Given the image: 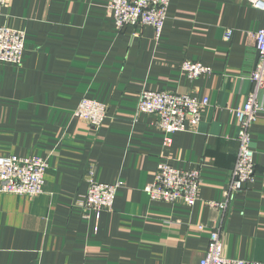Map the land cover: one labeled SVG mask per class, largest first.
I'll return each instance as SVG.
<instances>
[{
    "label": "crops",
    "instance_id": "1",
    "mask_svg": "<svg viewBox=\"0 0 264 264\" xmlns=\"http://www.w3.org/2000/svg\"><path fill=\"white\" fill-rule=\"evenodd\" d=\"M110 2L10 0L0 16V27L26 32L23 64H0V157L49 160L42 195L0 192V264H200L214 230L227 258L264 264V92L251 130L255 180L226 211L209 205L224 201L236 163L233 112L253 90L264 10L251 0H171L158 38L149 26L117 29ZM185 61L213 73L190 81ZM144 90L201 93L210 105L164 149L156 119L137 113ZM84 98L107 107L99 129L74 116ZM164 159L201 171L193 207L145 192ZM91 168L97 182L122 184L100 218L80 206Z\"/></svg>",
    "mask_w": 264,
    "mask_h": 264
},
{
    "label": "built area",
    "instance_id": "2",
    "mask_svg": "<svg viewBox=\"0 0 264 264\" xmlns=\"http://www.w3.org/2000/svg\"><path fill=\"white\" fill-rule=\"evenodd\" d=\"M10 0H0V16ZM255 8L264 10V2L251 0ZM171 0H111L107 11L119 30L125 28L152 27L159 38L162 34ZM232 31L227 32V40ZM255 48L258 53L255 70L250 76L253 90L245 103L234 114L238 122L239 150L229 185L224 192V201L210 203L223 212L231 199L252 184L256 175V152L252 146L251 130L263 111L260 96L264 92V29L255 34ZM26 32L7 26L0 27V64L20 67L25 53ZM182 72L190 81H196L204 75H211L212 69L202 63L185 61ZM210 105L209 98L201 93L179 94L168 91L144 90L140 94L137 113L153 116L155 125L164 136L163 147L172 146V136L196 130L203 118V113ZM75 117L83 120L92 128L99 129L107 118L105 104L90 99H82L75 110ZM49 169L48 158L42 157H0V192L24 196L30 199L43 194L45 177ZM88 192L80 206L88 214L97 218L103 212L114 208L118 184L99 183L95 180V170L88 172ZM202 186L201 171L179 170L164 159L153 175V181L145 188L151 201L169 204L184 203L193 207L200 199ZM199 230L205 226L199 225ZM200 264H262L244 260L229 259L224 254V242L219 230L210 232V242L205 258Z\"/></svg>",
    "mask_w": 264,
    "mask_h": 264
},
{
    "label": "rangeland",
    "instance_id": "3",
    "mask_svg": "<svg viewBox=\"0 0 264 264\" xmlns=\"http://www.w3.org/2000/svg\"><path fill=\"white\" fill-rule=\"evenodd\" d=\"M35 157V156H34Z\"/></svg>",
    "mask_w": 264,
    "mask_h": 264
}]
</instances>
